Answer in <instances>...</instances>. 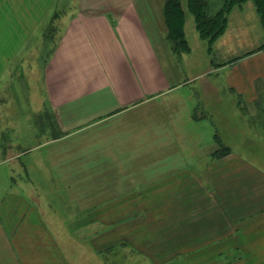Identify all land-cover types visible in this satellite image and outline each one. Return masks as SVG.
Returning a JSON list of instances; mask_svg holds the SVG:
<instances>
[{
    "label": "crops",
    "instance_id": "obj_1",
    "mask_svg": "<svg viewBox=\"0 0 264 264\" xmlns=\"http://www.w3.org/2000/svg\"><path fill=\"white\" fill-rule=\"evenodd\" d=\"M161 6L0 0V93L26 90L31 108L47 101L67 132L27 147V123L0 117V137L10 142L0 146V264H74L70 249L84 264L87 251L101 252L102 238L155 263L152 235L166 239L156 253L166 260L214 264L232 254V264H264V154L212 141L214 122L232 136L224 101L232 88L257 111L252 83L264 82V53L228 67L218 96L196 83L208 69L192 19L183 24L190 51L172 60ZM198 104L206 119L193 118ZM38 156L88 246L70 244L68 218L43 196ZM153 188L161 190L155 201ZM170 203L172 216L149 224L148 207Z\"/></svg>",
    "mask_w": 264,
    "mask_h": 264
},
{
    "label": "rangeland",
    "instance_id": "obj_2",
    "mask_svg": "<svg viewBox=\"0 0 264 264\" xmlns=\"http://www.w3.org/2000/svg\"><path fill=\"white\" fill-rule=\"evenodd\" d=\"M185 3L186 0H181L180 6L184 8ZM207 3V11L209 13H218L217 11H219L221 8V0H207ZM164 5L165 0H162V15ZM223 16L226 19L223 22V30L221 31L219 36H217L211 42V47L209 49L207 47L206 41L204 39H201L202 48H204L206 53L205 57L207 61L205 62V67H207L208 73L205 76L200 77L198 82H196L199 86L202 85L203 87H208V84H210L216 87V93L218 96L219 93L224 95V93L221 91V87L225 85L223 81V75L226 73V69L236 66L244 59L252 58L255 55L261 56V54L264 53L263 7L261 11H258L253 0H245L240 5L230 4L225 10L222 11L221 19H223ZM186 17L188 19H192V16L187 13L184 15V21ZM187 32L189 34L188 28ZM183 36L185 38L184 31ZM185 40L189 47L186 38ZM165 43L167 52L173 57L172 60L175 62V64H177V62L179 61L182 62V57L190 51V49L188 48L185 53L179 52L180 49L178 50L177 46L175 45L176 43L173 42L168 35L166 24ZM41 81L42 84H44L43 78L41 79ZM252 85L255 90L256 102H259L257 104V111H255L256 109H254V105L245 107L246 105L243 104L245 102L242 98V95L236 93L233 88L230 92L228 91V93L226 94L228 95V98H225L224 101H226L227 107L230 109V112L232 114L234 113V116H232V119L229 122L230 132L232 136H227L228 138L226 139V137H224L223 132L224 127H222L219 122V124L217 122H214L216 124L213 125L214 134L212 137V141L215 147L217 146L223 150H239L244 149L245 147L246 149L251 150L252 146L255 145L258 147V150L264 154V93H257L261 88L264 87V82L262 79H256L255 81H253ZM43 90L45 89L42 88L41 93L39 94L41 95V100H44L45 98V93L43 92ZM203 92H205V89H203ZM26 95V90L19 94L17 92V89H15V93H0V103H3L5 105V107L0 105V117L7 118V120L10 118H20L22 119V124L25 122L27 123L25 125H22V127L24 128L22 133V142L24 146L33 147L35 145L50 141V139L52 138H58L63 134L67 133L65 132L64 128V120L62 119V117L59 116L55 109L47 105V101L45 102V104H43V107L38 108L36 105L34 108H31L28 105ZM213 96L214 94L210 95L212 99ZM253 97L251 101L253 100ZM214 101L219 102L216 99H214ZM201 112L203 111L200 110L198 104V107L195 108L192 112L193 118L206 119L204 118L203 114H200ZM77 128L79 127L76 126L73 129L76 130ZM239 135L242 139L241 142L240 139L237 138V136L239 137ZM0 138V146L4 144H10V142L8 141V136L5 137L3 135ZM26 158L30 159L29 157ZM36 163L40 170L39 182L43 185L42 192L44 195H42L46 196L48 199H51L53 201L54 207L58 211V213H60V216L63 214L65 219L68 218L67 221L64 223V225L66 226L64 233L66 236L70 235V244H77V240H80V244L86 243V245L88 246L89 238L77 236L79 234V231L77 230L78 221L69 218L70 215L67 210V207L59 200L54 189L55 185L53 184L50 175L45 169L44 162L39 156L36 158ZM158 176L159 175H157V177ZM150 194L153 198L152 201H155L158 198V194H161V190H159L158 188H153L150 191ZM167 197H172V195H169ZM165 199L168 198L165 197ZM169 201L171 202L172 200ZM148 208V217L153 220V222H150L149 224H151L153 227H157V220L159 219V216H162V214H165L166 217L172 216V212L175 206L170 203L168 205L163 206L150 205ZM89 234H91V232L87 230L86 235L88 237ZM152 236L154 238L153 240H156L157 243V245L154 244L151 247L154 251L153 256L156 258L155 263H151L143 255L132 251V249L129 250L125 247V245L108 247L109 245H104V239L102 238L101 252L98 254H89L87 251L86 260L84 264H189L184 259L185 255H178L175 257L174 255H171L170 259L166 260V257H164L163 254H156L157 249H161V247H163V242L166 239L154 235ZM70 251V256L73 259V263L77 264L76 258L79 255L74 249H70ZM160 256H162V260H164L162 263L158 262V259H161ZM234 258H237V256L230 254L225 257V260L224 257L217 259L216 261H219V263L214 264H221L223 261H226L225 264H232V262H235L236 260Z\"/></svg>",
    "mask_w": 264,
    "mask_h": 264
},
{
    "label": "trees",
    "instance_id": "obj_3",
    "mask_svg": "<svg viewBox=\"0 0 264 264\" xmlns=\"http://www.w3.org/2000/svg\"><path fill=\"white\" fill-rule=\"evenodd\" d=\"M245 0H221L220 12L213 14L207 11V0H186L185 7H181V0H165L163 9L164 21L167 27L168 35L179 52L185 53L188 50L187 42L183 36L184 15L190 14L194 21L195 30L199 38L204 39L208 49L211 47V42L219 36L223 30V22L226 20L222 11L230 4L240 5ZM258 11L264 8V0H253Z\"/></svg>",
    "mask_w": 264,
    "mask_h": 264
}]
</instances>
